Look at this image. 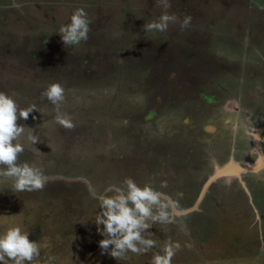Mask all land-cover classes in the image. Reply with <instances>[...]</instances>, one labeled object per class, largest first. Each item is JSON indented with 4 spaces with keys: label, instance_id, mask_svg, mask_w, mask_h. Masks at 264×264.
Masks as SVG:
<instances>
[{
    "label": "rangeland",
    "instance_id": "obj_1",
    "mask_svg": "<svg viewBox=\"0 0 264 264\" xmlns=\"http://www.w3.org/2000/svg\"><path fill=\"white\" fill-rule=\"evenodd\" d=\"M169 3L178 22L149 32L144 25L164 11L158 0H0V91L20 109L35 106L17 121L18 162L49 178L42 190L15 192L0 177V235L28 232L41 250L32 264H150L168 241L180 245L171 264H264V162L211 181L200 197L217 168L256 159L264 0ZM78 8L90 21L88 39L65 47L57 31ZM185 15L192 20L181 29ZM52 83L64 88L71 130L42 96ZM126 177L171 196L180 214L145 233L156 247L117 261L100 251L90 189L100 194Z\"/></svg>",
    "mask_w": 264,
    "mask_h": 264
},
{
    "label": "clouds",
    "instance_id": "obj_2",
    "mask_svg": "<svg viewBox=\"0 0 264 264\" xmlns=\"http://www.w3.org/2000/svg\"><path fill=\"white\" fill-rule=\"evenodd\" d=\"M158 4L164 11L158 20L144 25L145 31L164 32L170 24L179 20L167 11L171 7L169 0H158ZM191 20V15H185L179 21L181 29L187 28ZM89 24L85 10L76 9L70 22L61 25L57 31L64 46L71 47L86 41ZM42 96L56 106V122L65 129H73L75 125L71 117L60 107L64 100V88L59 83H52ZM34 109L35 106L20 109L11 96L0 91V165L4 166L0 168V177L10 179L15 192L42 190L49 179L39 168L27 162H18L24 147L14 141L23 134L24 126L17 121L27 120ZM29 140L34 145L40 141V137L30 135ZM166 186V183L161 185ZM90 192L100 205V211L94 219L97 232L104 237L99 241L100 251L117 261L126 259L129 252L140 255L156 247V241L148 238L145 233H150L153 224L171 223L177 204L176 200L152 184L140 186L130 177L125 178L123 186L110 185L100 194L92 189ZM179 248V243L165 242L161 250L153 254L150 264H171ZM40 254L38 242L29 240L28 232L22 231L19 226L9 228L0 235V262H5L7 257L14 264H32Z\"/></svg>",
    "mask_w": 264,
    "mask_h": 264
},
{
    "label": "water",
    "instance_id": "obj_3",
    "mask_svg": "<svg viewBox=\"0 0 264 264\" xmlns=\"http://www.w3.org/2000/svg\"><path fill=\"white\" fill-rule=\"evenodd\" d=\"M257 136L253 138V153L256 155V159L253 164H246V163H239V164H232V163H227L220 168H217L213 174L208 178L205 186L203 187L200 197L202 195V192L209 186V183L211 181H214L215 179L221 178L228 176L230 174H237L238 172H244V171H249V170H254L255 168L262 166L263 165V159H262V154H261V143L264 144V138L261 137V134H264V127L260 128L257 130ZM192 208L186 210L187 212L190 211ZM186 211H182L183 213Z\"/></svg>",
    "mask_w": 264,
    "mask_h": 264
},
{
    "label": "crops",
    "instance_id": "obj_4",
    "mask_svg": "<svg viewBox=\"0 0 264 264\" xmlns=\"http://www.w3.org/2000/svg\"><path fill=\"white\" fill-rule=\"evenodd\" d=\"M195 32V31H194ZM193 32V30H192V33H191V35L192 36H194V33ZM220 85V84H219ZM232 103V102H231ZM262 151V150H261ZM261 154H262V152H261ZM264 156H263V154H262V159H263V162H264V158H263ZM232 163V164H239V163H242V162H240V161H235V160H229L227 163ZM226 163V164H227ZM253 163H254V161H253ZM253 163H251V164H253ZM225 165V164H224ZM248 165V164H247ZM223 166V165H222ZM263 166V165H262ZM262 166H259V167H257V168H255L254 170H249V172L251 171V172H253V171H257L258 169H260ZM246 172V171H245ZM239 173L240 172H238L237 174H230V175H228V176H225V177H230V176H237L238 177V175H239ZM253 209L255 208V207H252Z\"/></svg>",
    "mask_w": 264,
    "mask_h": 264
},
{
    "label": "flooded vegetation",
    "instance_id": "obj_5",
    "mask_svg": "<svg viewBox=\"0 0 264 264\" xmlns=\"http://www.w3.org/2000/svg\"><path fill=\"white\" fill-rule=\"evenodd\" d=\"M190 211H191V210H190ZM174 212H175L174 214H177V215L180 214L179 212H176V211H174ZM188 212H189V211H188ZM185 213H187V211L184 212V214H185ZM181 214H182V213H181Z\"/></svg>",
    "mask_w": 264,
    "mask_h": 264
}]
</instances>
